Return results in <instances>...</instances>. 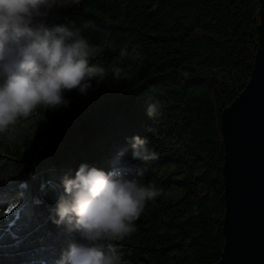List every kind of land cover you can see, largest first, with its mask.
<instances>
[{
  "label": "trees",
  "instance_id": "obj_1",
  "mask_svg": "<svg viewBox=\"0 0 264 264\" xmlns=\"http://www.w3.org/2000/svg\"><path fill=\"white\" fill-rule=\"evenodd\" d=\"M257 0H80L48 26L79 29L90 59L106 70L68 108L38 109L0 134V264H58L77 240L57 226L61 180L81 165L105 172L145 169L149 201L136 232L117 242L128 264H213L223 238L220 113L243 90L256 49ZM124 52L122 55L121 52ZM120 67L126 78H112ZM160 112L149 118L148 105ZM133 136L157 158L126 157ZM179 197L170 200L173 192Z\"/></svg>",
  "mask_w": 264,
  "mask_h": 264
},
{
  "label": "clouds",
  "instance_id": "obj_2",
  "mask_svg": "<svg viewBox=\"0 0 264 264\" xmlns=\"http://www.w3.org/2000/svg\"><path fill=\"white\" fill-rule=\"evenodd\" d=\"M79 3L0 0V134L10 133L40 108H68L66 93L86 96L93 81L103 83L106 70L90 63L103 48L91 45L79 29L48 26L54 11ZM111 71L115 80L126 78L120 67ZM159 112V102H153L146 115L152 118ZM128 144L125 153L131 160L157 158L147 137L133 136ZM144 173L145 169L105 172L81 165L74 178H62L53 223L74 232L77 240L62 252L58 264H128L117 254V242L136 232L135 221L146 204L160 195L154 186L140 182Z\"/></svg>",
  "mask_w": 264,
  "mask_h": 264
},
{
  "label": "water",
  "instance_id": "obj_3",
  "mask_svg": "<svg viewBox=\"0 0 264 264\" xmlns=\"http://www.w3.org/2000/svg\"><path fill=\"white\" fill-rule=\"evenodd\" d=\"M252 21L248 80L220 113L223 244L213 264H264V0H257Z\"/></svg>",
  "mask_w": 264,
  "mask_h": 264
},
{
  "label": "rangeland",
  "instance_id": "obj_4",
  "mask_svg": "<svg viewBox=\"0 0 264 264\" xmlns=\"http://www.w3.org/2000/svg\"><path fill=\"white\" fill-rule=\"evenodd\" d=\"M179 197V193L177 191L173 192L170 196L171 201H175Z\"/></svg>",
  "mask_w": 264,
  "mask_h": 264
}]
</instances>
